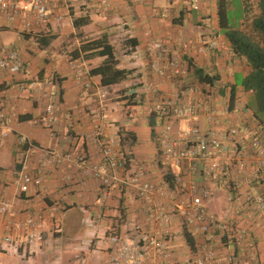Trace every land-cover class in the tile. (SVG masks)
<instances>
[{"label":"crops","instance_id":"0c3cea01","mask_svg":"<svg viewBox=\"0 0 264 264\" xmlns=\"http://www.w3.org/2000/svg\"><path fill=\"white\" fill-rule=\"evenodd\" d=\"M218 4L225 6L228 13L231 11L229 0H200L198 9L189 8L183 0H107L103 12L99 0L73 4L49 0L48 10L60 15L58 21L52 15L45 22L38 21L33 12L25 17L27 27L22 26L23 17L0 19V49L15 48L26 63L18 73L0 70V112L13 113L8 122L0 125V191L12 201L14 218L27 211L37 212L41 217L40 239L24 252H0V258L13 256L20 262L25 259L35 264L46 261L53 253L57 259L63 250L79 251L77 244L60 243L58 237L79 230L83 222L82 238L85 243L89 240L87 246L97 259L96 263L88 264L106 263L111 246L106 235L110 231L136 238L152 231L159 234L168 231L172 235L169 252L179 264H190L206 249L220 257L232 256V264H264V224L258 213L239 207L250 192L264 193V176L250 181L257 157L249 149V137L235 147L249 174L233 172L235 180L227 175L207 184L198 175H190L186 163L165 169L151 129L155 122L153 101L167 96L179 100L180 89L192 86L193 98L203 103L195 117L202 130L217 129L221 123L218 114L213 121L207 119L208 107L227 108L228 122L246 124L250 133H257L264 142V130L253 117L252 94L241 83L248 66L242 56L231 50L225 28L218 23ZM74 19L87 22L76 26ZM101 36L111 46L117 67L130 69L131 73L127 79L107 85L100 83L98 75L89 73L91 87L84 90L82 81L74 79L69 58L81 56L89 72L102 58L84 56L81 46ZM150 38L161 39L167 48L166 54L158 58V65L171 59L181 65L189 63L193 74L175 80L152 73L151 57L146 52ZM187 39L191 44L186 43ZM203 39L213 41L214 48L203 45ZM194 69H199L208 81H200ZM100 92H104L102 101L98 97ZM47 105L52 107L54 121L46 120ZM188 122L175 124L181 128ZM98 124H102L100 139L110 138L113 147L125 158L126 173L143 169L144 179L153 185L150 198L145 199L135 189L119 184L111 188L108 198L100 200L99 182L89 168L105 165L93 134ZM21 139L26 144L20 143ZM48 151L67 157L56 163ZM25 159L28 173H39L40 183L30 185L26 192H18L14 175ZM176 177L183 180L179 188ZM225 180L237 181L236 190L225 186ZM204 184L211 192L216 188L225 190L226 205L223 197H218L215 215L246 229L252 244L251 260L239 252L226 234L217 233L212 241L206 242L200 232L185 228L176 207H186ZM209 199L204 200V207ZM53 202L58 204L56 211H50ZM152 204L162 211H173L162 229L148 224L145 210ZM72 210H78L81 217L78 223L69 216Z\"/></svg>","mask_w":264,"mask_h":264},{"label":"built area","instance_id":"2783aa9c","mask_svg":"<svg viewBox=\"0 0 264 264\" xmlns=\"http://www.w3.org/2000/svg\"><path fill=\"white\" fill-rule=\"evenodd\" d=\"M49 0H0V19L6 21L17 17H23L22 26H28L25 17L29 12H33L38 21H47L52 15V19L58 21L60 15L52 14L48 10ZM80 0H63L65 4H73ZM191 9H198L200 0H183ZM103 12L107 6V0H99ZM203 45L207 48H214V42L210 39H203ZM186 43L191 44L187 39ZM204 46H202V49ZM201 51V48L199 49ZM146 52L151 57L149 64L150 71L159 75H166L171 79H181L192 75V65L189 63L181 65L175 60H168L164 65H158L160 57L164 56L167 48L159 38H150L146 44ZM159 58V59H158ZM70 66L73 70L74 79L82 81V87L87 90L91 87L88 79L89 72L81 56L70 57ZM25 61L19 56L17 50L12 47L0 49V70L7 73H18L24 70ZM179 100L174 97H161L153 101V112L155 122L151 129L156 143L157 155L165 166L169 169L178 163H186L187 172L190 175H198L207 184L217 178L236 175H247L245 162L235 149L236 145L249 137V149L257 157L255 170L252 172L250 181L264 176V142L260 140L257 133H250L246 124H233L228 122L226 115L227 108L216 109L208 107L206 117L208 120H215L216 115L221 119L217 129L209 128L202 130L196 123L195 117L202 102L193 98V87L186 86L180 89ZM99 101H102L104 92L98 93ZM46 120H55L52 107H45ZM13 113L4 115L0 112V125L8 122ZM189 121L184 127L179 128L175 123L178 121ZM94 136L99 147V152L105 165H91L90 172L99 182L100 200H105L111 193V188L119 184L135 189L136 192L145 199L150 198L153 192V185L144 179V171L139 168L130 173L125 170V158L118 149L113 147L112 140L100 139L102 135V124L96 125ZM20 143L26 144L24 139ZM51 160L56 163L66 158L67 155L56 151L46 152ZM26 159L23 161L21 169L14 175V183L18 192H26L30 185L37 186L40 183V175L29 174L27 171ZM232 177V176H231ZM230 177V178H231ZM233 178V177H232ZM234 179V178H233ZM235 180V179H234ZM224 185L231 191L236 190L237 181L227 182ZM183 180L175 178L177 187L182 186ZM211 196V189L208 185H201L197 193L191 196L186 207H176L185 228L189 231H198L206 242L212 241L216 234H226L230 241L235 244L239 252L246 255L250 260L253 252H250L251 242L246 229L234 222L222 220L209 213L204 205V200ZM58 204L53 202L50 211H56ZM242 209H251L259 215V220L264 224V193L262 191H252L247 194L243 201L239 203ZM148 224L162 229L166 226L173 211H162L152 204L146 210ZM39 213L27 211L19 218H14L12 201L5 198L0 191V252L18 253L19 250H26L34 245L41 234ZM106 238L110 243V253L105 264H179L169 252L168 243L172 235L168 231L161 234L151 232L142 238H136L121 233L110 231ZM264 253V249H262ZM232 256L220 257L213 253L211 249H206L202 255H197L190 264H232Z\"/></svg>","mask_w":264,"mask_h":264},{"label":"trees","instance_id":"16d2710c","mask_svg":"<svg viewBox=\"0 0 264 264\" xmlns=\"http://www.w3.org/2000/svg\"><path fill=\"white\" fill-rule=\"evenodd\" d=\"M241 1L243 11L241 21L237 22L235 27L230 23V15L225 6L221 4L217 5L218 23L220 27L225 28L224 35L230 43L232 52L242 56L248 66V72L241 83L243 88L252 94L255 108L253 117L264 130V0H255L257 13L250 19V30L246 26L248 6L244 0ZM86 22L87 19L73 20L76 26ZM81 49L86 53L84 56L102 58L100 64L89 69L90 74L99 76L101 84H113L129 77L131 70L117 67L112 48L104 36L83 44ZM194 74L200 81L209 79L199 69H194ZM168 175L164 174V178L167 179ZM186 238L188 240L187 236Z\"/></svg>","mask_w":264,"mask_h":264},{"label":"rangeland","instance_id":"374dc122","mask_svg":"<svg viewBox=\"0 0 264 264\" xmlns=\"http://www.w3.org/2000/svg\"><path fill=\"white\" fill-rule=\"evenodd\" d=\"M247 3L248 6V12H247V24L246 26L248 27V30H250V19L256 15L257 9L255 7V0H244ZM229 3L231 5V11L229 12L230 15V23L234 25V27L237 25L238 19L242 15V4L240 5V0H229ZM246 27V28H247ZM184 127V126H183ZM224 189H218L216 188L212 190L211 196L208 202H205V207H207L208 212L216 216L215 214L218 213V197H223V204L226 205V200L227 198L226 193L224 192ZM217 196V197H216ZM217 204V205H216ZM78 210H72L73 212L71 215L73 218H76V223L81 220V217H79V213L77 212ZM76 212V213H75ZM220 215V214H219ZM80 218V219H79ZM83 222H81V226L79 230H74L71 231L70 233H63L58 237V240L60 243H73L74 246L75 244L78 245V248L80 249L79 251H76L74 253H68L66 252L67 250H63L60 253V256L58 258H55V254L53 253L52 256L46 259V261H35V264H88L89 261H93L94 263L97 262L96 256L92 253L91 249L88 248V243L89 240L86 241L84 237L82 238L83 235V229L85 226H83ZM55 229V228H54ZM58 231H54V234H56ZM79 238V240L77 239ZM75 243V244H74ZM85 243V244H84ZM74 255H78L74 259H70V257ZM54 256V257H53ZM0 264H29L28 261L23 259L21 262L14 258L13 256L10 258L7 255H2L0 258Z\"/></svg>","mask_w":264,"mask_h":264}]
</instances>
